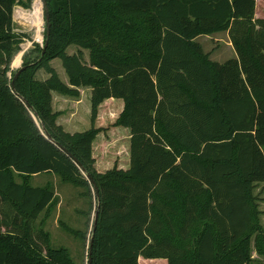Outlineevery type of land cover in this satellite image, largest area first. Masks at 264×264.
<instances>
[{
	"label": "trees",
	"instance_id": "trees-1",
	"mask_svg": "<svg viewBox=\"0 0 264 264\" xmlns=\"http://www.w3.org/2000/svg\"><path fill=\"white\" fill-rule=\"evenodd\" d=\"M31 1L0 0V264H77L36 232L57 203L53 188L32 186L42 174L81 188L92 209L96 202L92 264L264 259V201L255 194L264 184V20L255 19L256 0H45L48 46L43 55L34 44L38 57L25 59L13 90L23 43L14 11ZM221 33L237 56L225 63L196 41ZM71 46L79 51L69 55ZM56 59L69 85L51 66ZM87 88L91 128L70 134L53 93L79 97ZM123 132L128 140L119 143ZM68 231L86 242L87 234Z\"/></svg>",
	"mask_w": 264,
	"mask_h": 264
},
{
	"label": "rangeland",
	"instance_id": "rangeland-1",
	"mask_svg": "<svg viewBox=\"0 0 264 264\" xmlns=\"http://www.w3.org/2000/svg\"><path fill=\"white\" fill-rule=\"evenodd\" d=\"M41 6V12L44 6L42 0H32L30 7L26 8L23 5L16 7V15L14 12V26L15 30L18 31L20 35L23 36V43L20 46L19 51H17L13 56V62L11 65V72L9 77L12 78L18 73V71L24 67L25 59L32 60L38 57L35 51V46L33 41L35 39V32L31 30L32 28L16 21V17L20 15L21 11H35V4ZM18 9V10H17ZM258 13L260 16H264V0H259ZM16 16V17H15ZM45 16V14H44ZM45 20V18H44ZM200 43L204 49V52L209 54L210 59L214 62L225 63L229 60L236 58V52L232 47L231 41L227 33L215 34L212 36H202L196 40ZM79 50L76 46H71L67 49L69 55L77 53ZM83 60L88 65L90 64V52L84 50ZM24 53L19 64L16 65V58L19 54ZM33 53V54H32ZM51 66L56 70L58 76L64 83H68L67 75L62 66V62L59 59L53 60ZM49 78L46 70L41 69L36 74V79L40 82H44ZM79 97L67 96L61 93H53V111L59 114L58 124L61 125L64 130L70 134L83 133L88 131L91 128L90 120V105L86 102L87 95L79 92ZM81 98L82 102L77 105L74 104L76 100ZM76 116V119L69 120ZM88 123L87 126L85 124ZM71 124L73 126H71ZM102 144V143H101ZM96 146V152L98 155L102 149V145ZM123 153V151H121ZM20 181V179L18 178ZM32 186L34 187H45L50 186L55 190L57 197V203L53 206L48 212L43 214L40 219L35 223L36 232L44 230L49 233L51 236L52 247H64L67 248L73 258L74 262L77 264H87L88 259V249H89V239L90 233L92 231L93 221L96 211V202L93 200V209L92 203L89 199L82 197L83 190L77 188L71 184L64 183L58 176L50 174H42L39 176H34L31 181ZM255 194L264 201V184L257 185ZM261 208L264 212V202L261 203ZM264 224V216H263ZM63 226H67L65 230ZM68 229L80 230L81 235L87 234L86 242L83 239L76 237L71 234ZM256 261L253 264H264V259L258 258L255 254ZM140 264H167L165 260H144L140 259Z\"/></svg>",
	"mask_w": 264,
	"mask_h": 264
},
{
	"label": "water",
	"instance_id": "water-1",
	"mask_svg": "<svg viewBox=\"0 0 264 264\" xmlns=\"http://www.w3.org/2000/svg\"><path fill=\"white\" fill-rule=\"evenodd\" d=\"M42 3H43V6H44V14H45V22H46V37H47V42H48V38L50 36V17H49V10H48V7L46 5V2L45 0H42ZM46 42L45 46H44V51H43V55L46 51V48L48 46V43ZM25 68H21L18 73L15 75L14 77V80L12 81L11 83V88L14 90L15 89V80L18 78V76L20 75V73L24 70ZM28 105V108L29 109H32L31 106L29 104ZM47 137L50 138V136L47 134ZM58 147L61 148L62 151H64L77 165L80 169H82V171H84L83 169V166L79 163V161L74 158L65 148L61 147V145L58 144ZM88 179L90 181V183L95 186V182L94 180L92 179L91 176H88ZM95 189H96V192H97V195H99V191H98V188L95 186ZM98 213L99 211L96 212V215H95V223H94V230L96 229V226H97V221H98ZM92 248H93V239L91 240V243H90V247H89V253H88V264H92Z\"/></svg>",
	"mask_w": 264,
	"mask_h": 264
},
{
	"label": "crops",
	"instance_id": "crops-1",
	"mask_svg": "<svg viewBox=\"0 0 264 264\" xmlns=\"http://www.w3.org/2000/svg\"><path fill=\"white\" fill-rule=\"evenodd\" d=\"M258 5H259V0H256V13H255V19H258V20H264V16H260L259 15V13H258ZM16 9V8H15ZM15 12V15H16V10L14 11ZM16 17V16H15ZM15 32H17L18 33V31L17 30H15ZM233 47V46H232ZM234 49V48H233ZM79 51V50H78ZM83 52H85L84 50H82ZM73 54H76V53H73ZM237 57V56H236ZM68 80V79H67ZM68 83H67V85H69V81H67ZM79 91L82 93V99H83V93L84 94H86L87 95V98H86V102H87V105H88V101H89V104L90 105H88V106H90V116H91V95H92V90L91 89H79ZM82 102V100H81V98L79 99V100H76V102H74V104H77V105H79L80 103ZM67 119H69V120H74V119H76V116L75 117H73V114H72V116H71V118L70 117H68ZM90 120H91V117H90ZM88 125V123H86L85 124V126H87ZM71 126H73L72 124H71ZM123 134V136L122 137H120L119 139H120V141H119V143H121V142H123L124 140H128V137H129V135H127L128 133H122ZM118 144V143H117ZM123 148L126 150V148H127V145H125V146H123ZM105 149H106V147H105ZM126 163V162H125Z\"/></svg>",
	"mask_w": 264,
	"mask_h": 264
},
{
	"label": "bare ground",
	"instance_id": "bare-ground-1",
	"mask_svg": "<svg viewBox=\"0 0 264 264\" xmlns=\"http://www.w3.org/2000/svg\"><path fill=\"white\" fill-rule=\"evenodd\" d=\"M37 5L38 3L35 4V11L31 12V15H27L25 17V22L27 25L32 26L36 30V36L41 39L43 30V16L41 12V6Z\"/></svg>",
	"mask_w": 264,
	"mask_h": 264
},
{
	"label": "built area",
	"instance_id": "built-area-1",
	"mask_svg": "<svg viewBox=\"0 0 264 264\" xmlns=\"http://www.w3.org/2000/svg\"><path fill=\"white\" fill-rule=\"evenodd\" d=\"M31 12H32V11H21V12H20V15H19L18 17H16V18H17L16 21L19 22V23H23V24L27 25L26 22H25V17H26L27 15H31ZM42 16H43V30H42V37H41V39H40V38H38V37L36 36V34H35V39H34V41H33V44H38V45H40L41 47L44 46V42H45V34H46V22H45V20H44L45 16H44V14H43V10H42ZM27 26L31 27V28H32L31 30H33L34 32L36 31L32 26H30V25H27Z\"/></svg>",
	"mask_w": 264,
	"mask_h": 264
}]
</instances>
